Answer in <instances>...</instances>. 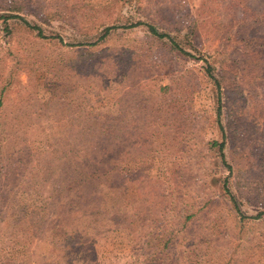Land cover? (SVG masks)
I'll list each match as a JSON object with an SVG mask.
<instances>
[{"label": "rangeland", "instance_id": "rangeland-1", "mask_svg": "<svg viewBox=\"0 0 264 264\" xmlns=\"http://www.w3.org/2000/svg\"><path fill=\"white\" fill-rule=\"evenodd\" d=\"M10 5L43 37L0 20V264H264V0Z\"/></svg>", "mask_w": 264, "mask_h": 264}, {"label": "trees", "instance_id": "trees-1", "mask_svg": "<svg viewBox=\"0 0 264 264\" xmlns=\"http://www.w3.org/2000/svg\"><path fill=\"white\" fill-rule=\"evenodd\" d=\"M9 8H7L5 11L9 12V13H5V12H1V9L0 8V20H1V23L4 24L5 28H7L8 24V20L10 19H19L21 20V22L33 29V30H36L37 31V35L38 36H41L43 37V33H42V29L41 27L37 26L36 24H31L29 23L27 20H25L18 12L22 9V7L20 6H17V5H10L8 6ZM243 13L240 14V17H242ZM262 14L258 13V14H254L252 17L255 18L256 20H260V18H262L263 16H261ZM133 26L132 24L129 25V27ZM148 30H149V33L152 35L153 38H155L158 43H160L163 48L169 52H180L183 56H191L193 58H195L196 56H194L193 54H191L189 51L185 50L182 45L180 44V42L178 41L177 37L179 35V28H172L173 30H175L177 32L178 35L176 34H171V31L168 32V30H159L157 28V26L153 25V24H146ZM117 26L116 25H111V26H107L105 29H104V34L101 36V37H104V35H106L110 30H113L114 28H116ZM197 27H198V24L195 22V21H192L188 24L187 26V37H190L192 33H194V31L197 30ZM255 35V32H251L250 34V37L248 40H246V42L248 41L249 43H252V42H257L258 41V38L257 36H254ZM256 37V38H255ZM62 41V40H60ZM87 45H91V44H87ZM260 53H263L264 50H259ZM203 59V58H202ZM206 61V64L207 66L205 67V74L207 77H209L213 84L215 85V89L218 91V96H217V103H218V110H217V115L219 116V114L221 113L220 112V108H221V98H220V88H221V82H220V79L222 78V76L220 75V77L218 78V75H216L214 72H213V66L210 62H208L207 60ZM214 144H216L214 142ZM223 146H224V141H221L219 144H218V150L223 158V161L224 160V155H223ZM226 163V161H225ZM228 165V164H227ZM119 169H121V171H129V167H127V165L125 164H122L120 166H118ZM228 167H230L228 165ZM109 172V171H108ZM110 174V173H109ZM229 198L231 199L233 205H234V210L235 212L237 213L238 216L240 217H246L243 212L241 211L240 209V206H239V202L238 200H236V198L234 197V195L231 193V191L229 189L226 190ZM260 214H257L255 216H251V218H257L258 216L260 217ZM192 214H188V215H185L184 216V222L182 225H184V223L189 220L191 218ZM249 217V216H247ZM159 235V234H158ZM173 231L171 230H168L165 234H163L161 237L159 236H155L154 239L152 240H148L149 243H152L151 244V247L154 248V247H163V248H167L169 247L171 244H172V239H173ZM91 247H92V244H91ZM92 250V249H91ZM94 252V251H93ZM91 257V256H90Z\"/></svg>", "mask_w": 264, "mask_h": 264}]
</instances>
